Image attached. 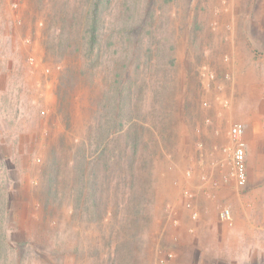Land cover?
<instances>
[{
    "label": "rangeland",
    "instance_id": "obj_1",
    "mask_svg": "<svg viewBox=\"0 0 264 264\" xmlns=\"http://www.w3.org/2000/svg\"><path fill=\"white\" fill-rule=\"evenodd\" d=\"M128 1L140 139L131 166L102 170L96 206L71 163L109 82L101 58L84 73L90 0H0V264H254L225 234L246 187L232 129L247 169L246 125L264 128V0ZM102 9L117 34L118 7Z\"/></svg>",
    "mask_w": 264,
    "mask_h": 264
},
{
    "label": "trees",
    "instance_id": "obj_2",
    "mask_svg": "<svg viewBox=\"0 0 264 264\" xmlns=\"http://www.w3.org/2000/svg\"><path fill=\"white\" fill-rule=\"evenodd\" d=\"M113 1L90 0L89 2V15L86 24L87 28H85L87 32L85 36L86 42L83 43L85 50L83 62L88 63L89 66L84 70V73L88 72L90 68L92 71H95L97 65H91L90 60L92 58H101L102 63L99 70L106 77V81H109L106 82L105 88L110 96L106 91L103 93L104 98L101 100L100 107L102 113L98 107L94 114L96 117L94 116L93 120L86 127V134L92 144L88 147L84 143L74 144V147L80 146L81 151L71 159L77 175L76 182L78 184H85L86 182L90 184V193L96 206L102 184L99 175L105 172L104 176L107 178L111 167L119 169L123 165L124 167L125 165L126 167L131 166L132 157L135 152L134 149L140 139L137 134L134 136L135 125L132 114L133 86L131 72L136 42L130 41L134 37V30L132 29L135 28L136 24H131L134 19L130 15L129 1H122L120 4L119 1L118 3H113ZM102 5H116L118 13L123 16L122 20H120L122 21L121 30H118L117 34L109 28L110 24L103 20ZM123 29L127 33H122ZM72 34L73 30L69 29L66 38L68 40L72 39ZM108 34L110 36L109 41L120 40L121 42H107ZM61 48L64 50L66 44H63ZM139 59L143 65H141L140 69L143 72H147L148 68L144 64L148 60V50H144ZM108 83H111V85ZM139 87L142 86L140 85ZM98 114L99 116L97 117ZM142 133V130L138 129V134ZM91 148H95L97 152H100L99 157L94 161H88L86 155V152ZM52 171L54 174H57V170L52 169ZM54 177L55 175H53V178L51 177V180ZM83 190V186L82 188L75 189L79 195L83 194Z\"/></svg>",
    "mask_w": 264,
    "mask_h": 264
},
{
    "label": "crops",
    "instance_id": "obj_3",
    "mask_svg": "<svg viewBox=\"0 0 264 264\" xmlns=\"http://www.w3.org/2000/svg\"><path fill=\"white\" fill-rule=\"evenodd\" d=\"M245 142L247 182L245 189L237 193L243 207H234V228L225 238L231 247L246 248L248 261L257 264L264 260V128L259 120L246 125Z\"/></svg>",
    "mask_w": 264,
    "mask_h": 264
},
{
    "label": "built area",
    "instance_id": "obj_4",
    "mask_svg": "<svg viewBox=\"0 0 264 264\" xmlns=\"http://www.w3.org/2000/svg\"><path fill=\"white\" fill-rule=\"evenodd\" d=\"M233 136L238 140V145L234 150V176L241 185L247 182V169H246V153L243 148L242 136L243 129L241 127H234L232 129ZM230 211L225 210L223 213L224 218H229Z\"/></svg>",
    "mask_w": 264,
    "mask_h": 264
}]
</instances>
